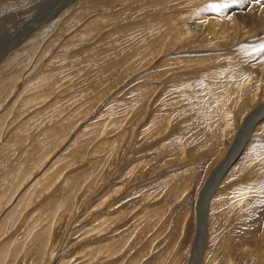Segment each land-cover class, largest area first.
<instances>
[{"label":"rangeland","instance_id":"obj_1","mask_svg":"<svg viewBox=\"0 0 264 264\" xmlns=\"http://www.w3.org/2000/svg\"><path fill=\"white\" fill-rule=\"evenodd\" d=\"M260 5L0 0V264H264Z\"/></svg>","mask_w":264,"mask_h":264},{"label":"bare ground","instance_id":"obj_2","mask_svg":"<svg viewBox=\"0 0 264 264\" xmlns=\"http://www.w3.org/2000/svg\"><path fill=\"white\" fill-rule=\"evenodd\" d=\"M250 3V2H249ZM261 7H258L259 11H264V6L263 5H260ZM245 9V8H244ZM243 9V10H244ZM252 11V10H251ZM263 13V12H262ZM236 16H243L244 18L245 17H248L247 13H243V14H239V13H235ZM246 14V15H245ZM258 14V13H257ZM261 14V13H260ZM241 17V18H243ZM264 17V16H263ZM264 20V19H262ZM264 118V104H260L255 110H253L251 113H250V116L247 118V124L246 126H250V127H254L255 125L260 124V120ZM245 126V127H246ZM243 142H245L244 140L245 139H241ZM238 146V145H237ZM243 150V149H242ZM241 150V151H242ZM236 152V151H235ZM231 153H234V152H231ZM237 153V152H236ZM235 154V153H234ZM232 154L231 157L233 156V158L235 157V155ZM230 159V158H229ZM234 160V159H233ZM233 160H228V162L222 167V168H219L215 175H214V180L215 178H222V176L224 175L226 169L228 168V166L231 164V162ZM215 184V183H214ZM213 185V184H211ZM209 189V187H208ZM210 189H212V187H210ZM210 192V191H209ZM215 192V191H214ZM213 194V193H212ZM209 198V197H208ZM201 208V207H200ZM206 218L204 217V213H203V210H201L200 214H199V232H198V239H197V242H196V252L198 251V254L194 257V259H192V262H194V264H201V262L203 261V256H201L202 254H200V251H201V248L204 247V236H205V229H206ZM207 242V241H206ZM206 245V244H205ZM263 258V257H262Z\"/></svg>","mask_w":264,"mask_h":264}]
</instances>
